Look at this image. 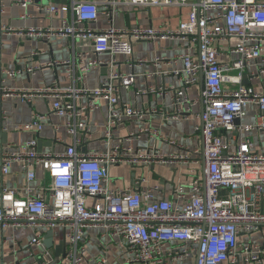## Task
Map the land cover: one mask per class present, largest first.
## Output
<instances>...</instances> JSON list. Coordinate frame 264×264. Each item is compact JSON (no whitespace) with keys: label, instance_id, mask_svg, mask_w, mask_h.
<instances>
[{"label":"built area","instance_id":"built-area-1","mask_svg":"<svg viewBox=\"0 0 264 264\" xmlns=\"http://www.w3.org/2000/svg\"><path fill=\"white\" fill-rule=\"evenodd\" d=\"M30 0H21L26 8ZM103 13L111 15L122 5L188 7V17L175 29L118 28L112 23L104 28L89 24L98 20V3L93 0H66L65 4L39 5L49 16L57 15L56 27H12L2 32L20 37L49 40L56 35L88 40L96 57L84 60V53L74 51L71 58L51 65H66L68 72L38 87L8 88L0 85L3 96L30 103L34 97L50 100V114L63 120L54 124V141L63 143L58 134L62 127L72 143L61 152L42 151L39 133L48 114L33 112L31 119L18 128L32 137L14 147L6 143L0 152V176L17 162L27 183L22 190L4 185L0 190V228H30L32 235L24 245L12 239V253L22 251L30 264H170L194 257L195 264H264V246L242 243L241 232L250 233L264 225V154L252 151L249 133L264 131V90L242 84L264 74V2L259 0H106ZM21 18H27V12ZM180 38L187 48L173 62L182 66L169 71L179 86H151L143 94L168 95L172 117L200 119L195 131L202 146L191 139L179 145L190 153H133L129 146L113 145V129L133 118L158 109L138 108L121 98L122 89L133 87L136 74L118 69L116 56L127 57L132 64V42L142 39ZM237 39L229 51L238 55L232 61H220V47ZM109 53L104 59L102 54ZM33 51L31 56L37 55ZM164 58L156 57L154 63ZM44 64L25 65L16 69L0 66V74L15 77L32 74ZM106 66L107 74L95 87L86 84L91 69ZM254 67V68H253ZM203 85L200 98L190 94ZM229 83L232 87H226ZM201 102L202 112L194 111ZM106 105L103 151L79 150L91 132L90 113ZM254 104V123H242L245 107ZM7 115L0 109V129ZM155 136H159L157 132ZM167 143L174 140L163 138ZM189 164L187 178L173 185L166 196L159 184L142 186L144 177L134 179L125 188L109 186V167L125 162ZM43 165L48 183L39 191L30 183L36 179L35 167ZM117 179V178H116ZM89 229H99L96 251L91 253ZM53 231V243L47 248L44 235ZM64 239V249L55 254L54 247ZM113 254V255H111ZM0 264H10L1 261ZM11 264H22L19 260Z\"/></svg>","mask_w":264,"mask_h":264},{"label":"crops","instance_id":"crops-1","mask_svg":"<svg viewBox=\"0 0 264 264\" xmlns=\"http://www.w3.org/2000/svg\"><path fill=\"white\" fill-rule=\"evenodd\" d=\"M25 7L21 5V0H0V21L3 25L18 27H56L60 24L57 15L49 16L45 10H39V5L49 3L65 4L61 1L47 0L46 4H39L34 0ZM98 3L99 16L98 20L89 25L93 28H104L113 24L118 28H162L175 29L182 21L188 17V7L178 6H136L122 5L118 11L111 15L103 13L106 0H93ZM264 2V0H259ZM27 12V18H21V14ZM237 39L231 38L228 43L220 45L222 55L220 61H232L238 58V55L229 51V47L236 44ZM186 41L180 38L165 39H142L132 42V64L127 61V57L118 55L116 60L119 63L118 69L123 73L133 72L136 79L133 87L121 90L123 101L130 102L138 108L158 109V112L146 113L142 117L133 118L116 126L113 129L111 146L121 145L129 146L132 151L123 153H135L137 150L142 152L158 153L168 155L171 153H190L194 146H202V138L195 131L196 126L200 125V119L191 116L188 119L181 117L175 118L170 113V100L168 95L162 94H143L142 90L146 86H179L180 82L169 71L180 68V60L173 62L174 57L186 51ZM33 51L37 55L31 56ZM74 51L84 53V60L96 57L90 41L71 39L70 37L56 35L49 40L39 39L36 37H20L15 34L2 32L0 29V66L5 69H16L25 65L44 64L42 68L32 74L20 73L15 77H10L6 73L0 74V85L8 88L38 87L49 83L57 76H63L68 72L66 65H51L48 63L62 61L71 58ZM104 59H109V53L101 55ZM156 57L164 58L160 62L154 63ZM254 68V67H253ZM106 66H99L90 70L87 75L86 84L89 87H95L107 74ZM251 84L255 88L264 90V74L254 77L249 81L247 76L242 78V84ZM245 85V84H244ZM226 87H232L231 84L225 83ZM190 94L197 98L201 95L200 83L190 90ZM51 101L41 97H34L30 103L3 96L0 99V109L7 115L3 120L5 130L0 129V152L1 147L6 143H11L14 147L22 145L30 140V132L18 128L19 125L27 123L31 119L33 112L48 114L46 116V125L39 133L42 151L61 152L67 145L72 143V137L66 135L61 127L58 134L64 139L63 143L54 141L53 125H61L63 120L54 114H50L49 107ZM201 102L199 101L194 111L200 112ZM106 116V105L101 102L99 108L93 110L89 115L91 125L90 135L87 137L79 150L85 152L103 151L106 148L103 137V126ZM257 116V107L254 104H248L245 107V115L241 119L242 123H254ZM2 132L6 133L3 140ZM157 132L159 136H155ZM193 135L190 142V148L184 149L179 145L186 143V137ZM251 139L252 151L264 154V131L254 130L249 133ZM163 138L172 139L175 143H167ZM189 164L181 163H160V162H143L135 163L125 162L120 165L109 167V186L125 188L133 184L137 177H144L146 180L141 185L159 184L166 196L171 194L173 185L186 180L187 168ZM36 179L30 185L39 191V187L48 183V177L43 165L35 167ZM121 174V175H120ZM117 178V179H116ZM27 183L25 173L22 171L17 162H12L9 172L0 176V190L4 185L10 189L22 190ZM264 209V197H263ZM99 229H89L92 236V243L89 245L91 253L96 251L97 238L94 235ZM32 235V229L20 227L0 228V263L7 261L10 264L19 260L22 264H30L31 260L26 257L22 251L17 254L12 253V239L24 245ZM239 240L242 243H258L264 246V225L258 230L250 233L241 232ZM113 255V254H111ZM170 264H195L194 257L182 261H173ZM226 264V263H221Z\"/></svg>","mask_w":264,"mask_h":264},{"label":"water","instance_id":"water-1","mask_svg":"<svg viewBox=\"0 0 264 264\" xmlns=\"http://www.w3.org/2000/svg\"><path fill=\"white\" fill-rule=\"evenodd\" d=\"M35 2L39 3V4H46L47 0H34ZM55 1H61L63 3H66V0H55ZM201 89H202V85H203V78H202V73L200 74V80H199ZM243 84H246L245 81H243ZM203 110L202 104H201V112ZM2 138L3 140H5L6 138V133L2 132ZM41 146V141L38 142V147ZM53 231L52 230H48L45 235H44V239H43V243L47 248H50L52 246L53 243ZM64 239H62L61 241H59V243L57 245H55L54 250H55V254L59 255L63 249H64Z\"/></svg>","mask_w":264,"mask_h":264},{"label":"rangeland","instance_id":"rangeland-1","mask_svg":"<svg viewBox=\"0 0 264 264\" xmlns=\"http://www.w3.org/2000/svg\"><path fill=\"white\" fill-rule=\"evenodd\" d=\"M121 175V174H120Z\"/></svg>","mask_w":264,"mask_h":264}]
</instances>
